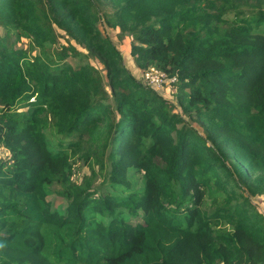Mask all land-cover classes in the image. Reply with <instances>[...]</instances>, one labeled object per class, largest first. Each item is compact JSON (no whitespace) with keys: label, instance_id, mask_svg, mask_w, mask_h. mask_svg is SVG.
Instances as JSON below:
<instances>
[{"label":"trees","instance_id":"1","mask_svg":"<svg viewBox=\"0 0 264 264\" xmlns=\"http://www.w3.org/2000/svg\"><path fill=\"white\" fill-rule=\"evenodd\" d=\"M164 1L0 0V264H264V0ZM96 129L76 183L69 152Z\"/></svg>","mask_w":264,"mask_h":264},{"label":"rangeland","instance_id":"2","mask_svg":"<svg viewBox=\"0 0 264 264\" xmlns=\"http://www.w3.org/2000/svg\"><path fill=\"white\" fill-rule=\"evenodd\" d=\"M113 6L115 3L119 0H111ZM160 3H166L164 0H160ZM107 11H111L110 9H106ZM237 13L242 17H248L254 13H257V9H253L251 7H242L237 11ZM235 18V14H232L230 16V20ZM98 27L103 31L105 35H107L117 46V48L120 50V52L123 55L124 58V65L131 71L133 75H135L138 80L141 81L143 72H140L137 70V66L133 60V58L129 55L130 46L132 42V38L129 36V32L123 31L121 28H109L107 26L98 25ZM0 33H3L0 29ZM59 33V43L57 44V49L61 50L63 47H67L68 44H72L76 49H78L80 54H88L86 48L84 45L78 43L71 37H69L67 34L58 31ZM29 41L27 39H23L22 42L18 45L19 47L28 48ZM90 62L92 65L98 67L103 71V66L101 63L94 59V58H86L85 61ZM103 74H105L103 72ZM174 87L173 86H166L163 89L159 90V93L163 95L164 97H168L171 100H173L174 103H176L175 97H174ZM181 111V110H179ZM181 113V112H179ZM186 120L189 121L193 126H195L198 131L204 135L203 130L201 127L195 125L192 120L189 117H186ZM100 133L101 129L93 130L89 135H86L79 148L76 152H69L70 159L73 165V176L72 180L76 183H83L85 179L89 178L91 176V171L89 169V162L94 160L95 154H99L102 152L101 150V142H100ZM47 139L49 143V147L51 150H58L60 148L59 140L61 138L53 136L50 131L46 132ZM67 143V140L64 141V144ZM0 155H8V153L0 149ZM103 183H102V177H98L93 184V189L102 191L103 189ZM58 187H54L52 191L49 193L48 199L52 203V208L57 209L59 211H63L66 208L67 202L57 195ZM255 202L259 206V209L261 212L264 213V196H259L256 198ZM133 222H138V219H133Z\"/></svg>","mask_w":264,"mask_h":264},{"label":"built area","instance_id":"3","mask_svg":"<svg viewBox=\"0 0 264 264\" xmlns=\"http://www.w3.org/2000/svg\"><path fill=\"white\" fill-rule=\"evenodd\" d=\"M142 82L147 87L159 90L169 83H175L176 79L169 78L163 71L151 69L142 74Z\"/></svg>","mask_w":264,"mask_h":264}]
</instances>
